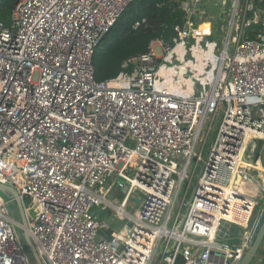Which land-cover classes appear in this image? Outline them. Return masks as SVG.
Here are the masks:
<instances>
[{"label":"built area","instance_id":"2783aa9c","mask_svg":"<svg viewBox=\"0 0 264 264\" xmlns=\"http://www.w3.org/2000/svg\"><path fill=\"white\" fill-rule=\"evenodd\" d=\"M134 1L18 0L0 21V185L24 220L0 195V264H32L16 226L41 264H239L253 243L264 220L250 174L264 143V7L221 0L215 41L186 27L209 17L205 0H183L177 36L98 82L94 50ZM94 208L130 226L115 230ZM222 222L234 232L220 238Z\"/></svg>","mask_w":264,"mask_h":264},{"label":"trees","instance_id":"16d2710c","mask_svg":"<svg viewBox=\"0 0 264 264\" xmlns=\"http://www.w3.org/2000/svg\"><path fill=\"white\" fill-rule=\"evenodd\" d=\"M17 1L0 0V21L4 25H9L11 10ZM182 1L135 0L131 3L94 50L92 65L95 80L106 81L122 71H129L130 67H122L124 62L146 53L151 41H170L177 36L174 28L186 21L179 8ZM254 3L264 7V0H254Z\"/></svg>","mask_w":264,"mask_h":264},{"label":"rangeland","instance_id":"374dc122","mask_svg":"<svg viewBox=\"0 0 264 264\" xmlns=\"http://www.w3.org/2000/svg\"><path fill=\"white\" fill-rule=\"evenodd\" d=\"M204 3L206 4V6H203V12L207 13V15L209 17L208 18H207V16L204 17V14H203V17H201V18H199V16L191 17L189 19V22L186 25V27H189L192 30L204 31L208 35V37L210 39L215 40V41H217V40L220 41L221 38L223 37L222 28H223V23L224 22L222 23L221 19H218V18H215V17L220 16V13H221L220 3H222V2H221V0H205ZM212 16H214V17L212 19H210V17H212ZM10 17H11V14H10ZM10 17H9V21H10ZM154 48L158 52V47L156 46ZM219 118H220V116H219V114H217L215 116L214 121H213L210 133H209V135L207 137L205 148H204L203 155H202L203 161L207 157V152H208V149L210 147L211 141L213 139L214 129L217 126ZM210 119H211L210 117L207 118V120H206V122L204 124L203 134L205 133L207 127L209 126ZM263 146H264V143L259 145V142H257V149L255 151V152H257V155H256V157H254L252 159V161L254 160V162H251V165H253L254 167H257L260 170L261 169L264 170V163H263V159H262ZM197 150H199V146H198ZM193 167H194V162L192 161L191 165L189 167V170H188V174L189 175H191V173L193 171ZM200 171H201V164H199L197 166L196 170H195V174H194V176L192 178L191 187L195 186L196 181H197V177L200 174ZM256 171L257 170L254 168L253 170H251L250 174L253 177H255L258 174ZM262 174H264L263 171H262L261 175ZM129 176L132 177L133 174H131ZM247 192L250 193V194H254L255 193L254 189L247 190ZM113 193H114L115 196H118V199H120V198H122V195H124L125 190H123V189L116 190V191H113ZM191 193H192V191L188 192V195H187V200L188 201L191 198ZM0 195L4 198V200L7 203V209H8V213H9L10 218L13 219L16 222H20V223L23 224L24 223L23 215H22V212H21L17 202L14 199L11 200L12 197L10 195L2 192V191H0ZM131 206L132 207L138 206V203L136 202V199L134 197H132L131 200L129 201L128 208H130ZM27 212H28L29 216L33 215V210L31 208H28ZM93 212L96 215L101 216V218L103 220L107 221L112 228H115V230L120 229L122 227V225L125 224V223L128 224V226H130L129 225L130 222H128V221H124V222H120V223L117 222L116 220L115 221H111V219L112 220L115 219V211L114 210H110L109 209V210L103 212V213H105V215H103V213L100 212L99 208H94ZM262 222H263V220H262ZM15 228H16V231H17V233L19 235V238H20V240L22 242V245L25 247V251H27V253L30 255V252L28 250V246L26 244L25 232L18 226H16ZM237 233L239 234L240 230L237 229ZM30 258H31L32 264H37L36 261L32 258L31 255H30Z\"/></svg>","mask_w":264,"mask_h":264},{"label":"water","instance_id":"95a60500","mask_svg":"<svg viewBox=\"0 0 264 264\" xmlns=\"http://www.w3.org/2000/svg\"><path fill=\"white\" fill-rule=\"evenodd\" d=\"M262 159H263V163H264V146H263V150H262ZM0 191L10 195L19 205V202L16 199V194L15 191L10 188V187H6V186H2L0 185ZM19 208L22 212V209L19 205ZM230 224L222 222L221 226H220V231L218 232V236L220 238H223L224 235H230V233L234 232V229L231 228V230H229ZM26 238V244L28 246V250L30 252V255L32 256V258L36 261L37 264H41L37 254L35 252L34 246L31 243V241L29 240V238L25 235ZM264 238V220L262 222V224L260 225L257 234L255 236V239L253 241V243L251 244L250 248L248 249V251L246 252L245 256L243 257V259L241 260V262L239 264H251L253 259L255 258L261 244Z\"/></svg>","mask_w":264,"mask_h":264},{"label":"crops","instance_id":"0c3cea01","mask_svg":"<svg viewBox=\"0 0 264 264\" xmlns=\"http://www.w3.org/2000/svg\"><path fill=\"white\" fill-rule=\"evenodd\" d=\"M252 162H254V160ZM256 170H257L256 172L258 173L257 175H259L260 178H262V179H259L257 176L255 177L256 180L258 181L257 182L258 188H256V194H257L256 198L261 201V200H263L262 196L264 195V192H262V188H264V174L261 175V173H262V171L264 172V170H262V169L260 170L257 167H256ZM260 187H261V189H260ZM251 264H264V238H263L262 244H261V246H260V248H259V250H258V252H257V254H256V256L253 259Z\"/></svg>","mask_w":264,"mask_h":264},{"label":"bare ground","instance_id":"6f19581e","mask_svg":"<svg viewBox=\"0 0 264 264\" xmlns=\"http://www.w3.org/2000/svg\"><path fill=\"white\" fill-rule=\"evenodd\" d=\"M243 165H245V163H243ZM256 174H257V173H256ZM256 176H257L259 179H262V178H260V176H259V175H256ZM256 176H255V177H256ZM255 179H256V178H255Z\"/></svg>","mask_w":264,"mask_h":264}]
</instances>
